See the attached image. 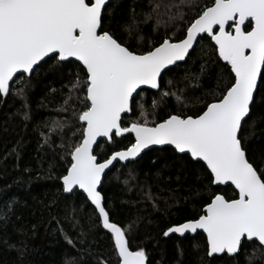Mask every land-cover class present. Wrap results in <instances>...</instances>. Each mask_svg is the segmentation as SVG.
Masks as SVG:
<instances>
[{
	"label": "trees",
	"instance_id": "obj_1",
	"mask_svg": "<svg viewBox=\"0 0 264 264\" xmlns=\"http://www.w3.org/2000/svg\"><path fill=\"white\" fill-rule=\"evenodd\" d=\"M213 2L112 0L102 13L100 33L144 55L164 41L182 40ZM251 28L247 22L243 30ZM233 83L211 39L202 37L183 63L161 77L156 92L135 96L121 126L196 118ZM87 86L80 64L54 56L31 75L17 76L5 95L0 92V264H119L112 233L83 194L67 195L61 183L83 137ZM239 141L264 183V67ZM133 142L129 134L113 135L110 143L97 145L94 156L105 161ZM100 193L109 223L120 228L129 251L146 264H264V249L254 241L244 240L236 256L210 257L203 234L167 236L171 228L203 216L215 196L237 198L230 186L215 187L203 164L171 148L115 166Z\"/></svg>",
	"mask_w": 264,
	"mask_h": 264
},
{
	"label": "water",
	"instance_id": "obj_2",
	"mask_svg": "<svg viewBox=\"0 0 264 264\" xmlns=\"http://www.w3.org/2000/svg\"><path fill=\"white\" fill-rule=\"evenodd\" d=\"M0 0V92L13 80L29 76L47 58L74 61L87 75L89 105L80 117L82 141L71 155L61 183L65 194H83L112 233L119 264H146L129 251L120 228L108 221L100 187L115 166L135 162L153 149L171 148L200 162L215 187L230 186L237 198L220 194L195 221L171 228L167 236L203 234L210 257L236 256L244 240L264 249V183L246 159L239 141L264 67V0H214L188 27L182 40L164 41L144 55H136L100 33L103 11L112 0ZM251 22L252 28L244 32ZM231 26V31H228ZM202 37L211 39L217 56L230 68L234 83L223 98L196 118L172 116L156 126L121 120L130 113L135 96L156 92L161 77L183 63ZM129 134L133 145L105 161L94 156L97 145L113 135Z\"/></svg>",
	"mask_w": 264,
	"mask_h": 264
},
{
	"label": "rangeland",
	"instance_id": "obj_3",
	"mask_svg": "<svg viewBox=\"0 0 264 264\" xmlns=\"http://www.w3.org/2000/svg\"><path fill=\"white\" fill-rule=\"evenodd\" d=\"M228 31H229V29H228ZM134 124V123H133ZM138 125V124H137ZM140 126H142V125H140ZM83 138V137H82ZM82 141V140H81ZM81 143V142H80ZM80 145V144H79ZM79 145L77 146V147H79ZM72 155V154H71Z\"/></svg>",
	"mask_w": 264,
	"mask_h": 264
}]
</instances>
